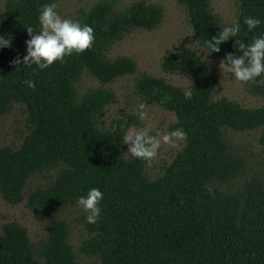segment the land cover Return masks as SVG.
<instances>
[{"label": "trees", "instance_id": "trees-1", "mask_svg": "<svg viewBox=\"0 0 264 264\" xmlns=\"http://www.w3.org/2000/svg\"><path fill=\"white\" fill-rule=\"evenodd\" d=\"M47 2L5 0L0 10V35L11 37L10 46L0 48V117L18 103L28 123L17 146L0 145V196L10 204L25 198L37 220H49L45 236L36 242L17 222L4 223L0 264H81L67 239L68 222L54 215L93 187L103 193L101 212L95 224H85L88 236L78 249L97 259L95 264H264V160L259 172L230 188L246 171L247 157L227 136L228 131L259 129L257 142L264 150V106L213 99L219 81L192 48L163 55V70L189 76L188 91L146 73L137 77L135 87L144 100L174 114L169 130L182 128L186 139L151 178L146 162L126 155L122 142L138 123L136 116L119 115L108 128L99 127L97 120L115 100L103 84L137 69L132 57H109L108 47L135 28H156L163 7L146 0L124 8H117L119 0L94 1L72 18L94 29L92 47L33 73L10 61L25 54L26 27L39 29L38 9ZM176 2L184 7L199 44L226 25L209 0ZM237 2L234 17L262 21L247 34L242 24L236 39L247 42L264 32V0ZM219 48L210 55L239 54L234 38ZM83 73L101 85L80 92ZM27 79L35 82L34 88L22 83ZM243 86L264 94V86ZM42 172L47 180L25 191L30 177Z\"/></svg>", "mask_w": 264, "mask_h": 264}, {"label": "rangeland", "instance_id": "rangeland-1", "mask_svg": "<svg viewBox=\"0 0 264 264\" xmlns=\"http://www.w3.org/2000/svg\"><path fill=\"white\" fill-rule=\"evenodd\" d=\"M5 0H0V10ZM96 0H56V11L62 18H73L82 10H85ZM134 0H119L117 8H124ZM157 3L163 7V17L159 25L151 30L135 28L126 33L121 39L113 42L107 49V55L114 57L126 55L136 61L137 69L133 74H124L103 86L113 90L115 100L108 104L102 115L97 120L101 128H108L112 120L119 115L132 114L136 116L138 123L130 128L139 129L147 126L154 135L169 132V125L175 121L174 114L150 101L144 100L135 87L137 77L146 73L153 77L163 78L166 82L179 86L188 91L190 78L184 74L167 72L161 67V58L170 51L180 47H190L209 66L215 77L219 81V87L212 91L213 99L226 97L247 107L264 106V94H252L245 90L243 84L222 74L219 70L221 59L211 55L204 57L200 52L198 41L193 36L192 27L187 21L184 7L176 0H146ZM210 8L216 13L224 24H229L233 20L238 8L237 0H209ZM80 92L101 85L94 77L82 74L77 83ZM141 102L145 103L147 113L143 120L137 115V106ZM23 107L18 103H13L9 110L0 117V145L17 146L27 131ZM128 128V129H130ZM259 129L242 132L228 131L227 136L231 144L244 153L247 157V169L244 174L234 180L229 187L239 186L240 181L254 172H259L264 160V150L257 142ZM184 144V139H177L174 145L161 143L156 157L150 162H146L145 169L149 177L156 176L161 166L168 163L177 151ZM125 152L127 145L124 143ZM126 155H129L126 152ZM47 173L33 174L25 186V191L43 184ZM55 218H64L69 224L68 242L71 244L77 260L81 264H95L97 259L80 252L78 247L80 242L88 236L85 227V213L76 204H68L60 212L54 215ZM15 221L27 230L29 238L36 242L45 236L49 220H37L31 210L26 205L25 198L17 204H10L0 196V231L4 223Z\"/></svg>", "mask_w": 264, "mask_h": 264}, {"label": "clouds", "instance_id": "clouds-1", "mask_svg": "<svg viewBox=\"0 0 264 264\" xmlns=\"http://www.w3.org/2000/svg\"><path fill=\"white\" fill-rule=\"evenodd\" d=\"M55 0L40 5L37 20L39 29L32 26L26 27L28 39L25 40V54L13 57L10 61L13 65H23L35 73L53 64L54 61L64 62L66 56L74 53L80 54L86 49H90L94 43V29L79 20L72 18H62L56 11ZM242 24L246 26L247 32H252L262 21L258 17L244 15L241 19L234 17L231 23L224 25L210 38H205L200 43V52L204 57L211 53L219 52V45L234 38V46L239 52H227L219 62V70L227 76L231 74L234 79L241 84H255L264 86V32L254 35L245 42L236 39L241 32ZM11 37L0 35V48L10 46ZM35 65V68L32 66ZM29 88L35 87L32 79L22 81ZM191 93H186L190 97ZM137 115L143 120L147 113L145 103L141 102L137 106ZM177 139H186V133L180 127L172 129L163 134H151V129L147 126L139 129H128L122 142L127 145V153L136 159L150 162L156 157L161 143L174 145ZM103 193L98 188H90L85 195L78 196L76 204L85 213V222L95 224L100 216V202Z\"/></svg>", "mask_w": 264, "mask_h": 264}]
</instances>
